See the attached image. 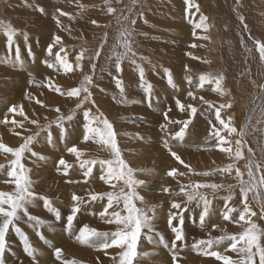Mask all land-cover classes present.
<instances>
[{
	"label": "rangeland",
	"instance_id": "374dc122",
	"mask_svg": "<svg viewBox=\"0 0 264 264\" xmlns=\"http://www.w3.org/2000/svg\"><path fill=\"white\" fill-rule=\"evenodd\" d=\"M224 1L225 0H194V3L199 6L200 11L197 12L196 9L193 8L191 14L188 15L184 11V0H140L133 14V18H136L137 23L131 25L117 18L120 9L131 6L130 0H120L119 3L117 0H112V7L117 9V13L113 15L106 14L104 0H79V4L86 6L84 9L77 6V0H0V21H2L4 25L10 24L19 32H27L32 53L30 56L24 44L23 36L18 35L16 42L20 47L23 68L19 66L14 67L12 60L15 59V46H13L10 52L6 46L7 42L3 34V27H0V120L3 119L4 114L7 112V108L12 105L22 106L25 110L29 108L33 109L31 116L29 114L31 117L29 119H38L41 124L47 123L45 117L49 120L55 118L56 113L52 111L55 107H60L61 111L67 115L69 110L75 107V99L61 96L50 91L49 88L45 86V78H52L54 83L62 88L74 87L79 84L84 73H91V63L87 59L84 60L82 62V68L70 74V78L73 82L70 86H67L66 82H62V75L65 74L64 72L53 71L42 63L45 59L54 60V55L52 57H47L45 49L51 42L53 35H60L66 51L69 52L70 62L74 63L76 52L82 48L87 49V56H91L99 45L104 33L107 32V44L103 50L102 57L97 61L94 86L90 91L100 111L112 122L117 132V141L121 148L122 156L129 166L135 169L151 170L153 174L159 172L157 180H152L153 174L145 175L142 172H137L136 178L144 180L147 185L140 190V194L149 202L168 208L166 209L168 213L170 201L176 200L177 202H182L183 197L175 195L170 196L162 192L163 187H169L175 191H178L179 188L177 180L168 177L166 173L173 167L177 168L179 172H187V169H185L182 164L175 161L170 156L168 150L163 147L165 134L162 133L160 129V124L164 123L163 112L170 108L171 111L169 112V116L172 120L186 119L187 114L181 113L176 108L175 100L177 98L185 105L192 103L197 107V114L192 124H190L189 128L186 130L184 140L173 141L169 138V143L172 146V150L176 151L181 159L189 164L195 172H212L214 169L222 168L234 161L226 153L221 152L215 147V139H207L211 127L208 122L211 120L215 123V113L213 109L211 110L207 105L200 102L199 97L202 95L203 97L205 96L204 98L206 100L211 101L216 106L224 101L217 93L212 91V84L206 83L203 88H197L196 85L199 83V76L201 74H211L213 76L223 74L225 76L226 87L230 90L232 97H234L230 114L234 115V125L238 129L245 120L248 109L252 106L253 100L257 94V88L254 86L253 81H255V84L264 83V68L261 67L259 53L255 50V45L249 39V36L252 35L258 39L264 40V0H241L239 11H234L236 8V0ZM28 2L30 4L25 5L28 4ZM36 5L44 7L47 15H41L39 12L35 11L34 6ZM23 6H29L30 9L26 10ZM248 6L249 9L246 8ZM57 8L75 17V19H69L67 16L60 17L64 29L57 28L53 19V15H59L55 11ZM140 12L143 13V18H138L135 15V13ZM201 14H204L208 18L210 32L207 30V32L203 33V36L207 35L209 39L201 41V44L204 45H201L200 49L203 51L195 55L192 51L197 47H190V45H195V41L198 39L197 34L203 30L195 27V25L199 23V16ZM240 14L244 15L246 18V24L248 26L247 32L243 30V26L239 23L238 15ZM125 15H127V13H125ZM92 19L97 20L101 25H107V27L97 28L90 23ZM122 27L133 29L132 41L134 49L137 51L138 55H143L148 58L146 61L142 62V66L145 69L146 80L153 86L151 107H149V101L146 99L145 93L139 87L138 73L134 71L133 66L129 64L128 61L123 62V72L121 73L125 87V97L128 102L127 104L117 103L119 99V90L115 87L111 78L112 75H115L114 63L106 64L105 57L109 55L111 47L118 42ZM194 32L196 34L195 36L193 35ZM241 39L244 40L243 46L241 45ZM9 54H11L12 60H8L7 63H4L3 61H5ZM200 54H203L201 55L202 58H199ZM193 57L198 59H194ZM205 61H207V63H205ZM185 65L189 67V71L187 72L185 71ZM101 67L104 68V71H101ZM165 68L169 69L172 73L174 83L177 85L175 89L167 84L164 76ZM30 73L31 76L29 75ZM61 76L62 80H60ZM187 76L192 77V85L187 83ZM29 79L33 80L32 84H29ZM189 90L195 92L198 97L197 100L193 101L191 99L190 102L185 100L186 98H190L187 96ZM162 92L164 93L162 94ZM25 93H28L29 97H34L35 99L26 97ZM114 96L117 99H113ZM37 101H41L44 105H47V107H42ZM257 104H259V101ZM154 107H158V109ZM153 113L160 115V117H157L160 120L159 122L158 119H152V117H155ZM222 115L227 118L226 113H222ZM173 116L175 118H173ZM18 117L19 116H16L15 118L19 120ZM9 118H12V114H9ZM257 119H259L258 112L250 121L249 135L245 139L248 146L253 149L256 159L264 161V123L257 124ZM82 125V110H78L73 120L65 124L66 138L64 141L59 139V130L53 125L51 132L55 140L54 145H49L47 143L45 139L47 133H42L38 141L34 142L32 146L33 151L44 156L46 158L45 160H38L32 157L30 153H25V158L22 160L25 167L31 169L30 176L35 182V189L39 193H45L48 196V192L42 190L43 186L47 185V182L56 181L55 187L61 184L66 189L67 193H61L62 196L57 195L53 198L48 196L53 200L54 207H57L61 211L62 216H66L70 210L68 206H71L72 193L84 196L85 198H87L88 193V191L84 190L80 192L76 191L74 183L67 182L69 179H79V182L75 184L82 188L93 184H99V187H102L101 189L96 188L92 191L111 190L108 185H105L103 181L99 179V165L94 166V177H89L86 183L83 173L78 167L79 165L76 157L66 150L67 147L75 145L83 153L81 159L110 158L109 152L101 145L91 140L83 141ZM179 127L180 125L178 124L170 125V132L174 133L178 131ZM26 128L29 129V131L20 129L23 133L22 136L29 135L36 130V126L31 124H26ZM255 129H261V131H254ZM14 130L15 129L11 125L5 127L0 124V136L2 134L5 136L9 135L10 139H12L9 145L6 144L9 147H18L19 144L23 142L22 136L19 137L18 141L13 140L15 135ZM137 135L145 138L141 140L137 138ZM0 142L5 143L6 141L0 140ZM151 143L156 144L157 149H152V147L149 146ZM84 147H87V149L84 150ZM146 152H149L150 156L146 155ZM246 153L247 149H245V154ZM216 154L219 156L216 158L217 162L214 161L213 163V159L211 158L216 157ZM5 155L8 156V154L0 153V162H2L0 164L5 166V171L0 173V191L7 192L12 191L14 185L5 183V181L9 179L6 169L12 158L10 154L8 157L4 158ZM61 156H63L68 164L72 165V168L68 170L69 176L67 177L62 174V171L58 172L57 169H55V163L58 162L57 160H59ZM245 163L246 160L235 161L236 167L245 172L244 178L247 179L246 169L244 168ZM59 175L61 178L58 177ZM234 176L235 170H233L231 175L228 173L223 175L217 173L210 176L186 175L178 177V180L181 184H187L189 180H191L202 183H219L225 186L234 185L233 200L229 201V205L242 208L240 205L239 186ZM154 183H157L156 186ZM224 195H228L225 189H221L217 194L218 197ZM163 197L165 201H163ZM55 198L57 199L55 200ZM41 203L42 202H39L35 207H30L29 211L32 215L39 216L51 222V228L44 227L40 230L46 240L48 242H55L54 239L52 240L51 235H54L55 231L58 230L69 243L79 244L73 238H71L72 240L70 239L69 234L64 229V225L56 222L55 217L48 213ZM69 203L70 205H67ZM249 204L250 207L259 214V208L256 203L251 200V194L249 197ZM190 207L195 208V205L193 204ZM223 207L224 202L222 199L217 198L213 200L214 212L211 216L210 224H217L219 229H223L229 234L240 232L242 229L239 225L234 223L230 224V222L222 220L220 211L223 210ZM38 208H40L41 214L35 212V209ZM101 210L99 201L93 203L91 206H84V210L78 214L74 222V228L78 231L82 225L87 224L90 227L102 231L113 230L115 227L114 225L109 226L104 224L98 215L93 214ZM198 214L199 209H196V217L194 220L192 213L187 212L190 218V224L193 227L199 225ZM233 215L238 217V213H234ZM160 219L161 221H159V218L156 219L155 229H162L163 231L161 233L165 241L170 242L172 233L168 227L164 225L165 222L163 219ZM253 219L256 220L261 227H264V220H260L257 217H253ZM19 226L28 235L29 240L31 239L30 242L34 247L42 253H44L42 250H45V248L46 250L50 249L51 258H53L54 262L59 263L52 255V248L47 247L44 242L42 243L32 228L28 227L23 222H20ZM185 227L186 223L184 224V228ZM197 230L198 229H195L193 233H190V235H192L191 239L194 240V234L199 236L196 239H201V237H205L203 239H206L209 232H211L213 236L223 234L220 230H211L210 225L208 229ZM206 230H208V232L205 233L204 231ZM185 235L187 238L186 244L188 245L189 234L186 232V229ZM8 240L11 247L5 256L7 264H17L18 258H23L25 260L24 264H26V262L30 264L28 258L24 256L18 238L10 233ZM146 241V238L142 239L138 248L139 252H154L156 254V250H161L162 248L163 260H161V262L167 264L168 262L166 260L171 261V255L165 247L156 242L153 244H145ZM39 244L42 245L40 246ZM52 245L55 246V244ZM62 246L60 245L59 247L63 251ZM65 246H68L67 243H65ZM187 247L188 248L183 250V252L181 251L182 253L180 252L179 254L178 260L180 264L192 263L184 259L193 260V258L197 259V262L202 261L203 264H219L214 258L199 256V254L197 255L196 252L191 250V246ZM219 250L223 251V248ZM108 251V256H105L102 252H96L93 248H89L87 252L91 258V255H95L94 252L98 254L97 256H99L98 258H100L99 260H101L103 264H113L112 256H114L118 250L109 249ZM185 253H187L189 257L186 256ZM227 254L236 258L234 253ZM63 255H65V253H63ZM154 255L141 259L139 264H162L161 262L149 263V261H147ZM90 257H87L88 259L85 258L84 261L76 257H73V259L83 261H79L80 264H95V260L89 259ZM73 259L69 258V260ZM203 259L210 261L206 263ZM91 260H94V262H90Z\"/></svg>",
	"mask_w": 264,
	"mask_h": 264
},
{
	"label": "snow or ice",
	"instance_id": "6c2138e0",
	"mask_svg": "<svg viewBox=\"0 0 264 264\" xmlns=\"http://www.w3.org/2000/svg\"><path fill=\"white\" fill-rule=\"evenodd\" d=\"M117 2L119 3L120 0H117ZM240 2L241 0H236V8L234 11H239ZM130 3L131 6L119 10L117 18L118 20L122 19L127 24L135 25L137 20L133 18V14L140 0H130ZM184 5V11L188 15L191 14L193 8L197 12L200 11L199 6L194 3V0H184ZM77 6L81 9L86 7L85 5L79 4V0H77ZM104 9L108 15L117 13V9L112 7V0H104ZM34 10L41 15H47L45 8L42 6L36 5L34 6ZM55 11L59 14L58 16L53 15L57 28L64 29L60 17L67 16L69 19H75V17L62 11L60 8H57ZM135 15L138 18H143L142 12L135 13ZM207 19L206 16L201 14L199 16V23L195 27L207 32L209 28ZM238 20L243 26V30L247 32L248 26L244 15H238ZM90 23L97 28L107 27V25L99 24L95 19L90 20ZM0 27H3V34L7 42L6 46L10 52L13 46H15V59L12 60L11 54H9L3 62L7 63L8 60H12L14 67L19 66L23 68L20 47L16 42V38L18 35L23 36L24 44L31 56L28 33L19 32L10 24L4 25L2 21H0ZM132 33V28H121L118 42L111 47L109 55L105 57V62L106 64L114 63L115 75H112L111 78L115 87L119 90L117 103L127 104L128 102L125 97V87L121 77L123 62L128 61L133 66L134 71L138 73L139 87L145 93V97L149 101V107H151L153 86L146 80L145 69L142 66V62L148 58L143 55H138L134 49ZM193 35H196L195 32ZM107 38L108 34L105 32L91 56H87V49L82 48L76 52L74 63L70 62L69 52L66 51L60 35H53L51 42L47 45L45 49L46 55L47 57L54 55V60L45 59L42 63L53 71L71 73L75 70H80L84 60L87 59L91 63V73H84L79 84L74 87L62 88L54 83L52 78H45V86L50 91L75 99V107L70 109L67 115L61 111L60 107H55L52 109L56 113L55 118L49 120L45 117L47 123L41 124L38 119H29L25 115L22 106L12 105L7 108L3 119L0 120V124L5 127L11 125L14 129H23L24 131H29L26 128V124L36 126V130L26 136H22L20 131H15L14 134L16 136H22L23 139V142L18 147H9L5 143L0 142V153L10 154L12 157L6 169L9 179L5 183L14 185L12 191H0V264H7L5 256L11 247L8 240L10 233L18 238L24 256L28 258L30 264H40L43 253L32 245L28 235L19 226L20 222L32 228L38 238L48 247L52 248V255L56 261H59V264H80L79 261L65 259L62 249L51 245L41 233V228H51V222L30 213L29 208L37 206L39 202H42L43 208L55 217L56 222L64 225V229L70 238H73L80 245L94 248L98 252H102L105 256L109 255V249H117L116 254L112 256L113 264H139L141 259L154 255L155 253L153 252L141 253L138 251L142 239L145 238L150 243L156 242L165 247L171 255L172 264H179V254L187 248V238L184 231L185 213L191 212L195 220L196 209H199L198 220L201 229H208L210 225L211 230H220L223 234L213 236L209 232L206 239L194 238V242L191 245L192 251L201 256L212 257L219 264H264V227H261L253 219V217H257L260 220H264V161L256 159L253 149L248 146L245 139L249 135L250 121L257 115V112L259 113V119L256 121L257 124L264 123V83L255 84V81H253L254 86L257 88V94L252 106L248 109L245 120L238 129L234 125V115L230 114L234 97H232L230 90L226 87L225 76L223 74L216 76L201 74L199 76V83L196 87L203 88L206 83L212 84V91L217 93L224 101L216 106L211 101L204 99L203 96L199 97V101L207 105L208 108L213 109L215 113V123L211 120L208 122L211 127L207 139H215V147L221 152L226 153L234 161L222 168L214 169L212 172H195L189 164L181 159L176 151L172 150V146L169 143V138L173 141L184 140L186 130L192 124L197 114V107L192 103L185 105L177 98L175 100L176 108L181 113H186L187 118L183 120H172L169 116L170 108L163 112L164 123L160 124L161 132L165 134L163 147L168 150L170 156L175 161L187 169V172H179L177 168L173 167L166 173L168 177L177 180L179 188L178 191H175L169 187H163L162 192L170 196L183 197L182 202H177L176 200L170 201L166 223L172 233V238L170 242H166L163 234L155 229V222L157 216L160 214L162 205L151 203L140 194V190L147 185L144 180L136 178L137 172L152 175V171L135 169L129 166L122 156L121 148L117 141V132L112 122L100 111L90 91L94 86L97 61L103 55ZM199 39L208 40L209 37L204 35L199 37ZM249 39L255 45V50L259 53L261 67L264 68V40L258 39L255 36H249ZM241 45H244L243 39H241ZM190 47H197V45H190ZM193 58L198 59L196 57ZM101 71H104L103 67H101ZM185 71H189L187 65H185ZM29 75L31 76V73ZM164 76L167 84L175 89L177 85L174 83L172 73L169 69H164ZM186 80L189 85H192L193 80L191 76H187ZM32 83L33 80L29 79V84ZM25 95L29 97L28 93H25ZM187 96L193 101L197 100V96L192 90L187 92ZM29 98L35 99L34 97ZM113 99L117 98L114 96ZM256 100L259 101V104L256 103ZM37 103H40L42 107H47L41 101H37ZM78 110H82L83 141L91 140L101 145L109 152L110 158L81 159L83 153L75 145L67 147L66 150L76 157L79 169L82 171L86 183L89 177H94V166L99 165V179L105 185H108L111 190H90L87 193V198L72 193L70 210L66 216H62L61 211L57 207H54L53 200L46 194L39 193L35 189V182L30 176L31 169L25 167L22 160L25 158V153H30L32 157L38 160H45L46 158L44 156L33 151L32 146L34 142L38 141L42 133H47L45 137L47 143L54 145L55 140L51 132L53 125L59 130V139L64 141L66 138L65 124L73 120ZM222 113H226L227 118ZM9 114H12L11 119L9 118ZM16 116L23 117V120H17L15 118ZM173 124H178L180 127L178 131L171 133L170 125ZM254 131H261V129H255ZM137 138L144 139V137H139L138 135ZM245 149H247L246 154ZM240 160H246L244 168L246 169L247 179L244 178L245 172L236 167L235 161ZM70 168H72V165L68 164L63 156L56 162L57 171H62V174L66 177L69 176L68 170ZM233 170H235L234 178L237 180L239 186L240 205L242 208L229 205V201L233 200L234 185L225 186L219 183H202L191 180L187 184H181L178 180V177L186 175L210 176L217 173L220 175L225 173L231 175ZM3 171H5V166L0 164V173ZM67 182L77 183L78 181L69 179ZM221 189H225L228 195L218 197L217 194ZM250 194L251 200L259 208V214L250 207ZM217 198L222 199L224 202L223 210L220 211L222 220L239 225L242 229L240 232L229 234L227 231L219 229L217 224H210L211 216L214 212L213 200ZM98 201L101 204L102 210L98 213L94 212L93 214L98 215L104 224L109 226L114 225V229L102 231L84 224L77 231L74 228V222L78 214L84 210V206H91ZM193 204L195 208L190 207ZM234 213H238V217L233 215ZM221 248H223V251L219 250ZM227 253H234L236 258H233L232 255H228ZM17 264H24V260L18 258ZM97 264H103V262L97 258Z\"/></svg>",
	"mask_w": 264,
	"mask_h": 264
},
{
	"label": "bare ground",
	"instance_id": "6f19581e",
	"mask_svg": "<svg viewBox=\"0 0 264 264\" xmlns=\"http://www.w3.org/2000/svg\"><path fill=\"white\" fill-rule=\"evenodd\" d=\"M224 2H226V0L224 1ZM26 3V2H25ZM30 3L28 2V4H25V5H29ZM26 10H29L30 9V7L29 6H23ZM247 9H249V6L248 7H246ZM22 9V8H21ZM259 10V9H258ZM242 12V11H241ZM204 15V14H203ZM205 16V15H204ZM170 18V17H169ZM174 22V21H173ZM207 23H208V19H207ZM211 26V25H210ZM208 31L210 32V30H209V28H208ZM205 31L204 30H201L198 34H197V38L198 39H196V41H195V45H197V48H194L193 49V51H192V53H194L195 55L198 53V52H200V51H203L202 49H200V47H201V45H204V44H201V41H203L202 39H199V37H201V36H203V33H204ZM249 33V32H248ZM201 55H203V54H200V56H199V58L201 57ZM202 58V57H201ZM102 60H104V59H102ZM203 61V60H202ZM101 62V61H100ZM72 73V72H71ZM71 73H65V74H63L62 76H63V80H62V76L60 77L61 79L60 80H62V82H66L67 83V86H70L71 84H72V79L70 78V74ZM58 83V82H57ZM231 85H232V83H231ZM186 90V89H185ZM164 92H162V94H163ZM184 93V92H183ZM181 94V93H180ZM167 96V95H166ZM203 96V95H202ZM138 97V96H137ZM205 97V96H204ZM198 98V97H197ZM205 99V98H204ZM71 100V99H70ZM170 101V100H169ZM173 101V100H172ZM258 101V100H257ZM256 101V102H257ZM161 102V101H160ZM195 104H197V103H195ZM144 106V105H143ZM155 109H158V107H154ZM24 110V113H25V115L26 116H28V118H31L30 116H31V114H32V110L33 109H31V108H29V109H27V110H25V109H23ZM212 110V109H211ZM35 112V111H34ZM29 114H30V116H29ZM153 115H155V117H152V119H158L157 117H160V115H158V114H154L153 113ZM172 115V114H171ZM175 116V115H174ZM173 116V118H175ZM136 118V117H135ZM18 119L19 120H22V117H18ZM160 120L158 119V122H159ZM192 126V125H191ZM15 131H20V129H15L14 130V132ZM149 131V130H148ZM156 131V130H155ZM21 133H22V131H20ZM23 134V133H22ZM16 135H14V137H15ZM13 137V140H16V141H18L19 140V137L20 136H17V137H15L14 138ZM145 138V137H144ZM44 139V138H43ZM0 140H3V141H6L5 142V144H7V145H9L11 142H12V139H10V136L8 135V136H5V135H1L0 136ZM189 140H190V138H189ZM37 145V144H36ZM160 145V144H159ZM149 146L150 147H152V149H157V145L156 144H154V143H151V144H149ZM42 147V146H41ZM84 150L85 149H87V147H84L83 148ZM149 149V148H148ZM178 149V148H177ZM181 149V148H180ZM150 150V149H149ZM185 152V151H184ZM183 152V153H184ZM146 155H149L150 156V154H149V152H146ZM8 156H9V154H8ZM8 156H4V158L5 157H8ZM148 156V157H149ZM217 156H219L218 154H216V157H212L211 159H213V163H214V161H216V158H217ZM225 156H227V155H225ZM224 157V156H223ZM3 158V159H4ZM8 159V158H7ZM221 159H223V158H221ZM6 160V159H5ZM220 160V159H219ZM58 161V160H57ZM169 161H172V160H169ZM191 162V161H190ZM208 162V161H207ZM212 162V161H211ZM217 162V161H216ZM219 162V161H218ZM0 163H2V162H0ZM56 164V163H55ZM174 164V163H173ZM176 164V163H175ZM216 165V164H215ZM180 166V165H179ZM197 166V165H196ZM213 166V165H212ZM79 167V166H78ZM37 169H38V167H37ZM56 169V168H55ZM74 169V168H73ZM54 172H55V170H54ZM158 174H159V172H157V173H155V174H153L152 175V180H157V178L159 177L158 176ZM73 175V174H72ZM71 175V176H72ZM59 178H61V176L59 175L58 176ZM76 177H77V175H76ZM147 178V177H146ZM73 180H76V181H78L79 182V179H73ZM151 180V179H150ZM161 180V179H160ZM163 180V179H162ZM41 181H44V180H41ZM77 182V183H78ZM160 182V181H159ZM153 183V182H152ZM150 184V183H149ZM157 184V183H156ZM156 184L154 183V185L156 186ZM56 186V181L55 182H47V185H45V186H43V188H42V190L43 191H47L48 193V196H50L51 198H53L54 196H62V194L61 193H65L66 192V189L61 185V184H59V185H57V187H55ZM74 186H75V188H76V191H92V190H94V189H101L102 187H99V184H93V185H89V186H86V187H79V186H77V184H75L74 183ZM52 187V188H51ZM54 187V188H53ZM49 188H51V189H49ZM90 188V189H89ZM49 189V190H48ZM41 190V191H42ZM67 193V192H66ZM65 193V194H66ZM45 194V193H44ZM161 194V193H160ZM160 196V195H159ZM157 197V196H156ZM155 197V198H156ZM57 198H55V200H56ZM162 199H164L163 201H165V198L163 197ZM54 200V201H55ZM153 200V199H152ZM157 200V199H156ZM159 200V199H158ZM162 201V200H161ZM57 202V201H56ZM63 202V201H62ZM156 203V202H155ZM42 204V203H41ZM161 204V203H160ZM166 204V203H165ZM67 205H70V203L69 204H67ZM159 205V204H158ZM68 207H70V206H68ZM67 208V207H66ZM67 211V210H66ZM35 212L36 213H39V214H41L42 212L40 211V208H38V209H35ZM45 214H47V213H45ZM44 216V215H43ZM46 216V215H45ZM47 217H49V216H47ZM46 217V218H47ZM83 218V217H82ZM79 219V218H78ZM84 219V218H83ZM159 221H161V219L159 218ZM80 223V222H79ZM163 223V222H162ZM163 226V225H162ZM80 227V226H79ZM54 230V229H53ZM162 230V229H161ZM163 231V230H162ZM65 233V232H64ZM52 237V240L54 239V241L55 242H53V241H49V243L52 245V244H55V247H59L60 245L62 246V248H63V253H65V255H64V258L65 259H68L69 260V258L70 259H73V257H76V258H78V259H81V260H83L84 261V259L86 258V259H88L87 257H90V255L88 254V249L90 248V247H85V246H81V245H79V244H71V243H69L67 240H65L64 239V237L62 236V233L61 232H59L58 230L57 231H55V233H54V235H51ZM66 236V235H65ZM68 236V235H67ZM36 238H37V236H36ZM69 239V238H68ZM71 239V238H70ZM31 240V239H30ZM72 240V239H71ZM34 242V241H33ZM41 242V241H40ZM43 243V242H42ZM65 243H67V245L68 246H65ZM45 244V243H44ZM144 244V243H143ZM40 245V244H39ZM42 245V244H41ZM40 245V246H41ZM44 246V245H43ZM54 246V245H53ZM144 246V245H143ZM48 247V246H47ZM161 247V246H160ZM142 248V247H141ZM146 248V247H145ZM48 249V248H47ZM87 251H86V250ZM91 249V248H90ZM94 249V248H93ZM160 249V248H159ZM41 250V249H40ZM50 250V249H49ZM49 250H46V248H45V250H42L44 253H43V257L41 258V261H40V264H59V263H57V262H54L53 261V258H51V256H50V251ZM112 250V249H111ZM161 250H162V248H161ZM161 250H156V254L149 260H147V261H149V263H159V262H161V260H163L162 258V255H163V253H162V251ZM52 251V250H51ZM96 252H97V250H95ZM153 251V250H152ZM109 252V251H108ZM183 252V251H182ZM181 252V253H182ZM191 252V251H190ZM189 252V253H190ZM154 253V252H153ZM191 253H193V252H191ZM191 253H190V255H191ZM94 254L95 255H91L92 256V258L90 257L89 259H94L95 260V264H96V262H97V258L99 257V256H97L98 254H96L95 252H94ZM186 254V256H188V254L187 253H185ZM194 254V253H193ZM158 255V256H157ZM195 255H196V253H195ZM198 255V254H197ZM196 255V256H197ZM157 256V257H156ZM200 256V255H199ZM189 257V256H188ZM195 257V256H194ZM200 258V257H199ZM20 259H23V258H20ZM78 259H73V260H76V261H81V260H78ZM100 259V258H99ZM24 260V259H23ZM94 260H91L90 262H94ZM184 260H187V261H190V262H192V263H185V264H203L202 263V261H199V262H197V259H195V258H193V260H188V259H184ZM83 261H81V262H83ZM168 263L167 264H171L172 262L169 260H166ZM203 261H206V260H204L203 259ZM210 260H207L206 261V263L207 262H209ZM24 262H25V260H24ZM144 263V262H143ZM162 264H165V263H163V262H161ZM26 264H27V262H26ZM83 264H86V263H83ZM91 264V263H90ZM93 264V263H92ZM180 264V263H179ZM208 264V263H207Z\"/></svg>",
	"mask_w": 264,
	"mask_h": 264
},
{
	"label": "crops",
	"instance_id": "0c3cea01",
	"mask_svg": "<svg viewBox=\"0 0 264 264\" xmlns=\"http://www.w3.org/2000/svg\"><path fill=\"white\" fill-rule=\"evenodd\" d=\"M186 101H188V102H190V100H191V98H186L185 99ZM176 116V115H175ZM166 209H168V208H166V207H162V209L160 210V214L157 216V218H162L163 219V221L165 222L164 223V225L165 226H167V223H166V216H167V212H166ZM186 223V227L184 228V231H185V229H186V232L189 234V237H188V245L187 246H191L192 245V243L194 242V240L193 239H191V236L192 235H190V233H193V231L195 230V229H198L197 231H199V230H203V229H201V227L198 225V226H195V227H193V226H191V224H190V218H189V216L187 215V213H185V222H184V224ZM230 224H232L231 222H230ZM156 231H158V232H162V230H160L159 228H156ZM205 233L206 232H208V230H206V231H204ZM199 236H197V235H193V238H198ZM202 238H205V237H201V239ZM153 243H155V242H152V243H150L148 240L146 241V243L145 244H153ZM188 248V247H187ZM172 264V263H171Z\"/></svg>",
	"mask_w": 264,
	"mask_h": 264
},
{
	"label": "water",
	"instance_id": "95a60500",
	"mask_svg": "<svg viewBox=\"0 0 264 264\" xmlns=\"http://www.w3.org/2000/svg\"><path fill=\"white\" fill-rule=\"evenodd\" d=\"M250 36H252V35H250ZM256 103H258V101Z\"/></svg>",
	"mask_w": 264,
	"mask_h": 264
}]
</instances>
